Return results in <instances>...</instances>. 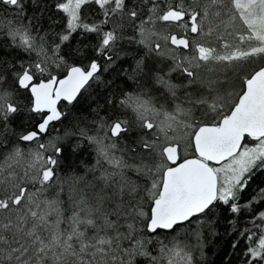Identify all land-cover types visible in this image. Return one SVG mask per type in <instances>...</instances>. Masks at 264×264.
<instances>
[{
  "label": "snow or ice",
  "instance_id": "obj_1",
  "mask_svg": "<svg viewBox=\"0 0 264 264\" xmlns=\"http://www.w3.org/2000/svg\"><path fill=\"white\" fill-rule=\"evenodd\" d=\"M0 264H264V0H0Z\"/></svg>",
  "mask_w": 264,
  "mask_h": 264
}]
</instances>
